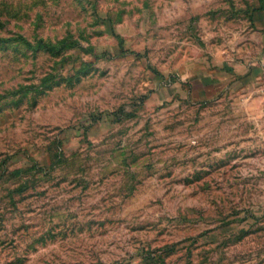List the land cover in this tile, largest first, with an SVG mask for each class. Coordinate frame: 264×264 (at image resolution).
Instances as JSON below:
<instances>
[{
    "label": "rangeland",
    "instance_id": "rangeland-1",
    "mask_svg": "<svg viewBox=\"0 0 264 264\" xmlns=\"http://www.w3.org/2000/svg\"><path fill=\"white\" fill-rule=\"evenodd\" d=\"M263 55L264 0H0V264H264Z\"/></svg>",
    "mask_w": 264,
    "mask_h": 264
},
{
    "label": "crops",
    "instance_id": "crops-1",
    "mask_svg": "<svg viewBox=\"0 0 264 264\" xmlns=\"http://www.w3.org/2000/svg\"><path fill=\"white\" fill-rule=\"evenodd\" d=\"M258 62H259V66L258 67H261V66H264V55L258 59ZM257 68L256 66H246V65H243V64H234L233 68H232V72H228L227 74L225 75H221V76H211L209 81L210 82H214V84H220V79L221 78H224L225 79H228V81L232 80L231 81V85L232 87H238V88H242L243 87H246V88H254V84H256L257 82V77L259 76V71L260 69H255ZM217 74V73H216ZM218 79V80H217ZM228 83V82H226ZM260 95H258V100H263L264 102V92H260L259 93Z\"/></svg>",
    "mask_w": 264,
    "mask_h": 264
}]
</instances>
